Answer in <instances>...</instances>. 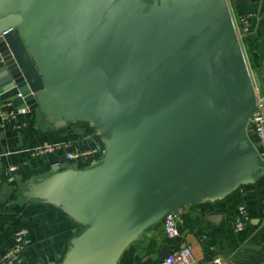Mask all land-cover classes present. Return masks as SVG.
Listing matches in <instances>:
<instances>
[{
    "label": "water",
    "instance_id": "95a60500",
    "mask_svg": "<svg viewBox=\"0 0 264 264\" xmlns=\"http://www.w3.org/2000/svg\"><path fill=\"white\" fill-rule=\"evenodd\" d=\"M17 93L49 129L85 123L103 147L21 191L76 228L45 264H119L165 217L264 174L226 0H0V101Z\"/></svg>",
    "mask_w": 264,
    "mask_h": 264
},
{
    "label": "crops",
    "instance_id": "0c3cea01",
    "mask_svg": "<svg viewBox=\"0 0 264 264\" xmlns=\"http://www.w3.org/2000/svg\"><path fill=\"white\" fill-rule=\"evenodd\" d=\"M234 13H258L248 35L240 46L252 82L264 87V0H245L235 6L227 0ZM21 128L0 124V256L12 245L13 234L19 228L28 231L30 245L24 253L23 264H45L52 255H59L68 244L67 239L76 228L59 212L38 201L28 203L21 191L30 180L48 176L57 167L68 163L61 153L32 155L39 147L54 144L68 145L70 150L100 147L99 159L71 168L87 169L97 164L103 155L97 133L89 125L78 123L63 129L51 130L41 123L36 110L22 119ZM10 166L17 169L11 180L4 176ZM264 174L255 184L242 187L222 201L194 208L183 207L180 212L179 237L169 241L160 226L148 233L143 242L131 246L119 264H157L162 251L188 246L197 264H211L219 258L227 264H264ZM244 205L249 222L235 233L232 219L236 207ZM213 216L218 218L211 219ZM252 247V248H250ZM167 254V255H168Z\"/></svg>",
    "mask_w": 264,
    "mask_h": 264
},
{
    "label": "built area",
    "instance_id": "2783aa9c",
    "mask_svg": "<svg viewBox=\"0 0 264 264\" xmlns=\"http://www.w3.org/2000/svg\"><path fill=\"white\" fill-rule=\"evenodd\" d=\"M258 13H233L231 12L232 23L238 38L249 34L255 22L260 19ZM257 92V110L253 114L252 120L249 122L247 131L251 136L252 142L258 152V155L264 163V95L259 92V85L256 84ZM15 98L23 100V97L18 93ZM31 113L28 105L23 103L21 107H13L11 100L0 102V124H12L15 129L21 128L22 119ZM59 152L63 155L64 160L69 166L75 167L78 165L87 164L89 162L99 159L101 156L100 147H92L85 150H70L68 145L54 144L50 146H43L36 148L32 155H50ZM57 167V164L54 165ZM17 168L10 166L4 172V176L11 180L12 174ZM262 212L264 214V199L262 201ZM249 222L248 212L245 206L238 205L236 207L232 225L235 233L241 232ZM179 216H167L162 221V232L166 240L172 241L179 237ZM30 245V238L28 231L24 228H19L13 234V242L0 256V264H23L24 253ZM157 264H197L192 256L189 247H181L171 252L166 258ZM211 264H227L224 260L215 258Z\"/></svg>",
    "mask_w": 264,
    "mask_h": 264
},
{
    "label": "bare ground",
    "instance_id": "6f19581e",
    "mask_svg": "<svg viewBox=\"0 0 264 264\" xmlns=\"http://www.w3.org/2000/svg\"><path fill=\"white\" fill-rule=\"evenodd\" d=\"M226 2H227V5H228V8H229L228 1L226 0ZM229 12H230V16H231V12H232V11L230 10V8H229ZM233 13H234V12H233ZM237 14H238V13H237ZM231 20H232V18H231ZM233 27H234V26H233ZM234 30H235V29H234ZM235 33H236V31H235ZM236 35H237V34H236ZM237 37H238V35H237ZM238 40H239V43H240L241 39L238 38ZM240 47H241V46H240ZM241 50H242V49H241ZM252 83H253L254 91H255V94H256V103H257V92H256V88H255L256 85H255L254 82H252ZM259 92H260V88H259ZM17 94H18V93H17ZM17 94H16V95H17ZM20 94H21V93H20ZM260 94H261V95H264V92H260ZM16 95H15V96H16ZM21 95H22V94H21ZM15 96L12 97V99H17V98H15ZM22 97H23V96H22ZM9 100H11V99H9ZM20 100H21V99H20ZM4 101H6V100H4ZM21 101H22V104H21L20 106H18V107H21V106L23 105V103H25V104L27 105V102L24 101V97H23V100H21ZM0 102H3V101H0ZM28 106H29V108H30V105H28ZM30 110H31V109H30ZM31 111H33V110H31ZM249 122H250V121H249ZM248 124H249V123H248ZM247 127H248V125H247ZM246 131H247V129H246ZM247 135H248L250 141L252 142V139L250 138L251 136H250V134L248 133V131H247ZM252 144H253V146L255 147V145H254L253 142H252ZM255 149H256V148H255ZM256 151H257V150H256ZM257 153H258V152H257ZM263 164H264V163H263ZM54 168H55V167H54ZM239 205H241V204H239ZM243 206H244V205H243ZM235 210H236V209H235ZM173 216H176V215H173ZM178 216H179V221H180L181 212L179 213ZM162 221H163V220H162ZM247 224H248V223H247ZM161 225H162V222H161V224H160V229H161V232H162ZM178 225H179V224H178ZM178 227H179V226H178ZM178 230H179V229H178ZM162 235H163V232H162ZM163 237H164V235H163ZM164 238H165V237H164ZM174 240H175V239H174ZM183 247H185V246H183ZM186 247H188V246H186ZM180 248H181V247H180ZM178 249H179V248H178ZM176 250H177V249H176ZM174 251H175V250H174ZM172 252H173V251H172ZM168 255H169V254H168ZM168 255H167V256H168ZM167 256H166V257H167ZM166 257H165V258H166ZM163 259H164V258H163ZM163 259H162V260H163ZM162 260H159L158 262H160V261H162ZM213 260H214V259H213ZM158 262H157V263H158Z\"/></svg>",
    "mask_w": 264,
    "mask_h": 264
},
{
    "label": "rangeland",
    "instance_id": "374dc122",
    "mask_svg": "<svg viewBox=\"0 0 264 264\" xmlns=\"http://www.w3.org/2000/svg\"><path fill=\"white\" fill-rule=\"evenodd\" d=\"M254 83H255V85L258 84L257 82H254ZM259 88H260V92H263V87L261 86V84L259 85Z\"/></svg>",
    "mask_w": 264,
    "mask_h": 264
},
{
    "label": "trees",
    "instance_id": "16d2710c",
    "mask_svg": "<svg viewBox=\"0 0 264 264\" xmlns=\"http://www.w3.org/2000/svg\"><path fill=\"white\" fill-rule=\"evenodd\" d=\"M263 92H264V87H263ZM251 138V137H250ZM90 166H92V165H90ZM90 166H88V167H90ZM179 226V225H178ZM178 229H179V227H178ZM136 245V244H135Z\"/></svg>",
    "mask_w": 264,
    "mask_h": 264
},
{
    "label": "flooded vegetation",
    "instance_id": "af4514ba",
    "mask_svg": "<svg viewBox=\"0 0 264 264\" xmlns=\"http://www.w3.org/2000/svg\"><path fill=\"white\" fill-rule=\"evenodd\" d=\"M146 1L152 2L153 0H146Z\"/></svg>",
    "mask_w": 264,
    "mask_h": 264
}]
</instances>
